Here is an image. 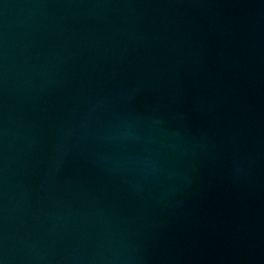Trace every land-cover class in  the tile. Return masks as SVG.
<instances>
[{"label": "water", "instance_id": "obj_1", "mask_svg": "<svg viewBox=\"0 0 264 264\" xmlns=\"http://www.w3.org/2000/svg\"><path fill=\"white\" fill-rule=\"evenodd\" d=\"M0 264H264V0H0Z\"/></svg>", "mask_w": 264, "mask_h": 264}]
</instances>
